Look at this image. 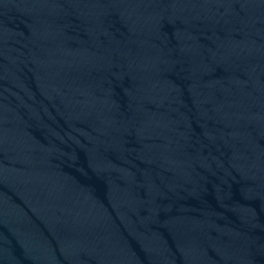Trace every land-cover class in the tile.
<instances>
[{
    "label": "water",
    "instance_id": "obj_1",
    "mask_svg": "<svg viewBox=\"0 0 264 264\" xmlns=\"http://www.w3.org/2000/svg\"><path fill=\"white\" fill-rule=\"evenodd\" d=\"M0 264H264V0H0Z\"/></svg>",
    "mask_w": 264,
    "mask_h": 264
}]
</instances>
